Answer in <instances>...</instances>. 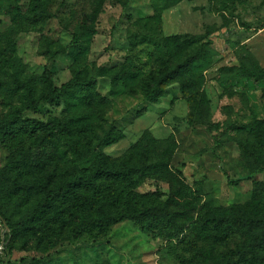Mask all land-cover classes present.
Wrapping results in <instances>:
<instances>
[{
  "label": "trees",
  "instance_id": "1",
  "mask_svg": "<svg viewBox=\"0 0 264 264\" xmlns=\"http://www.w3.org/2000/svg\"><path fill=\"white\" fill-rule=\"evenodd\" d=\"M9 1L0 0V13L6 11L11 16L12 27L24 30L57 19L67 29L66 13L59 11L67 7L65 1L29 0L24 14L21 8L8 6L12 5ZM86 2L89 11L84 9L79 15L67 48L55 50L51 41L43 39L42 52L50 54L52 60L66 55L76 60L86 55L105 0ZM58 3L59 10H54ZM70 12L76 16L75 11ZM190 44L177 36L165 38L161 52L166 53L158 57L161 69L156 74L143 76L124 66L101 67L94 75H75L60 88L53 83L47 66L42 75H29L19 61L4 58L0 72L8 73L12 83L0 84V89L8 99H17L20 107L14 108L9 120L0 122V148L13 146L0 168V219L9 229L4 239L0 238L2 252L12 253L23 239H35L37 246L47 249L58 245L67 231L75 230L80 236L105 235L113 226L131 221L144 233L177 242L175 250L183 247L182 252H175L181 264H264V183L260 184V195L250 202L219 209L204 194L201 183L193 188L171 168L176 151L172 139L159 143L146 132L120 158L98 153L122 139L117 122L101 125L100 133L96 131V120L104 121L103 108L110 105L97 92L98 78H108L124 92L141 94L155 103L166 95L165 85L176 79L190 80L186 88L201 83L202 64L212 51L206 43L194 48ZM234 70L238 78L264 82V70L257 62ZM61 103L92 112L69 122L56 117L47 121L25 118L28 112L43 110L45 104ZM238 129L251 134L241 142L243 152L258 158L259 165L251 168V174L263 172L264 119L254 118ZM148 180L168 185L164 199L160 191L138 193Z\"/></svg>",
  "mask_w": 264,
  "mask_h": 264
},
{
  "label": "rangeland",
  "instance_id": "2",
  "mask_svg": "<svg viewBox=\"0 0 264 264\" xmlns=\"http://www.w3.org/2000/svg\"><path fill=\"white\" fill-rule=\"evenodd\" d=\"M62 1L67 7L59 10ZM59 3L54 10L66 13L67 29L59 20L51 19L43 26L19 30L12 27L6 11L0 13V64L4 58L17 60L27 74L36 76L42 75L47 66L53 83L60 88L75 75H94L101 67L124 66L143 76L156 74L161 69L158 57L166 53L161 51L167 37L177 36L193 48L208 44L212 52L202 64L201 83L186 88L190 80L176 79L165 85L166 95L155 103L141 94L124 92L108 78H98L97 92L110 105L103 108L104 121L96 118V131L100 133L101 125L117 122L122 133L118 143L98 153L120 158L148 132L159 143L173 140L176 151L171 168L193 188L201 183L216 208L244 205L260 195L264 171L251 174V168L259 165L258 158L243 152L241 142L250 139L251 134L238 128L249 125L254 118L264 119V82L238 78L234 69L254 61L264 70V0H105L86 55L76 60L73 55L52 60L50 54L42 52L43 39L51 41L55 50L59 46L67 48L72 41L70 32L81 19L79 15L90 8L86 0ZM8 4L21 8L24 14L29 0H10ZM7 74L0 72L3 86L12 83ZM15 107H20L18 100L8 99L0 89V122L9 120ZM91 112L66 103L45 104L43 110L28 112L25 118L47 121L56 117L69 122L84 119ZM11 147L0 148V168ZM261 163L264 168V155ZM159 191L164 199L168 185L148 180L138 193ZM6 233L0 219L2 240ZM177 244L144 233L133 222L125 221L105 235L80 236L75 230L67 231L58 245L47 249L45 245L37 246L35 239L19 240L12 253L0 252V264H33L34 259L41 260L40 264H181L175 252H182L183 247L175 250Z\"/></svg>",
  "mask_w": 264,
  "mask_h": 264
},
{
  "label": "water",
  "instance_id": "3",
  "mask_svg": "<svg viewBox=\"0 0 264 264\" xmlns=\"http://www.w3.org/2000/svg\"><path fill=\"white\" fill-rule=\"evenodd\" d=\"M3 223H4L5 228H6L7 231H8L9 229H8V226H7L6 222L4 221Z\"/></svg>",
  "mask_w": 264,
  "mask_h": 264
},
{
  "label": "built area",
  "instance_id": "4",
  "mask_svg": "<svg viewBox=\"0 0 264 264\" xmlns=\"http://www.w3.org/2000/svg\"><path fill=\"white\" fill-rule=\"evenodd\" d=\"M2 249H3V247H2V246H0V252L2 251Z\"/></svg>",
  "mask_w": 264,
  "mask_h": 264
}]
</instances>
